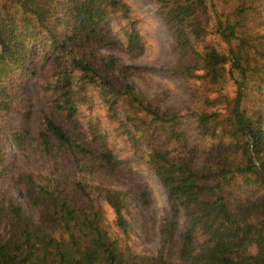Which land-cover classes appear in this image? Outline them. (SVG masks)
Returning a JSON list of instances; mask_svg holds the SVG:
<instances>
[{
	"label": "trees",
	"instance_id": "trees-1",
	"mask_svg": "<svg viewBox=\"0 0 264 264\" xmlns=\"http://www.w3.org/2000/svg\"><path fill=\"white\" fill-rule=\"evenodd\" d=\"M148 1L173 35L180 60L172 72L208 93L196 95L192 113L205 143L200 164L191 155H172L171 146L188 139L180 110L148 99L134 82L136 67L103 51L119 46L104 27L115 14L130 18L125 0H0V110L13 102L3 82L21 70L35 73L38 50H44L40 66L50 71L44 85L50 105L66 124L77 121L96 89L107 117L166 190L169 208L160 220L158 251L139 254L127 242L141 212L129 190L104 182L123 164L108 133L90 122L81 138L44 112L36 136L14 133L20 151L30 147L50 167L39 179L33 173L17 179L41 219L17 199L15 185L0 188V264H264V0H238L233 9L216 12L227 50L205 45L203 52L198 43L208 35L207 0ZM124 33L128 58L143 56L137 22L129 20ZM194 57L201 67L188 63ZM234 73L237 90L229 98L223 89ZM10 171L0 146V178ZM148 196L140 195L144 205ZM101 201L115 213L118 236Z\"/></svg>",
	"mask_w": 264,
	"mask_h": 264
},
{
	"label": "rangeland",
	"instance_id": "rangeland-1",
	"mask_svg": "<svg viewBox=\"0 0 264 264\" xmlns=\"http://www.w3.org/2000/svg\"><path fill=\"white\" fill-rule=\"evenodd\" d=\"M125 1L130 4L132 9L130 18L122 19L118 14H115L112 16L109 25L104 27L119 41V46L112 50L103 49V51L115 53L122 58L125 64L136 67L133 76L134 82L148 99L156 101L162 109L175 107L180 110L183 120L188 123V139L186 143L183 140L175 142L171 146L172 155L175 159H178L180 155H191L195 163L200 164L204 152L203 144L205 143L194 130L195 123L192 113L196 107V95L200 97L208 93L206 90L203 92L200 84L194 80H188L180 74L172 72L180 58L175 50V41L171 31L157 12L158 6L148 0ZM237 2L238 0H230L229 3L228 0L227 2L224 0H207L210 7V21L207 26L208 35L202 42L198 43L200 52L204 51L205 45H214L220 50H227L217 33L215 13L222 10L229 11ZM64 13V8L58 10L59 15ZM129 20L137 22L146 44V52L139 58H128L125 53L126 35L124 28L128 26ZM259 29L256 28V30ZM43 52L38 50V53L35 54L38 59L37 64L33 65L35 73L21 70L3 82L4 85L9 86V94L11 93L13 102L8 108L0 110V146L6 163L11 166L8 177L6 175L0 178V188L6 184L16 186L20 173H33L39 179L49 173L50 170L49 165L30 147L26 146L25 152L17 148L14 133L20 131L25 133L27 137L28 135L36 136L44 112H48L59 123L66 124L63 115L53 110L50 105L51 96L44 89L50 71L47 67L42 68L40 66L44 59L42 57ZM191 62L197 63L199 67L202 65L201 60L197 57L188 60V63ZM152 67L156 69L154 70ZM237 78V73L228 74L226 77L223 93L229 98L235 96L237 90L235 80ZM211 95L214 96L213 93ZM247 106L252 108V102L249 101ZM90 122L98 124L108 133L112 147L118 157L123 160L118 173L114 177L104 179V182L117 189L129 190L136 202L138 211L142 214V216L140 214V221L132 224L127 242L139 254H155L160 247V220L169 208L166 190L142 158L133 154L129 143L116 128L118 123L107 117L105 104L96 89L89 92L88 102L80 109L77 121L66 124V128L74 135L77 134L78 137L86 138V128ZM96 180L99 181L100 179ZM26 190V185L22 183L21 186H16L13 192L27 210L33 213L37 220H40V208L32 209L33 205L26 196ZM144 191L149 195L150 203L148 205H144L140 200V195ZM258 192L257 189H254L252 195L255 196ZM33 193L36 195V191ZM100 207L110 230L118 236L113 209L104 201L100 202ZM44 217L47 222L53 221V216L46 211ZM169 255L174 258L176 256L175 249L171 250Z\"/></svg>",
	"mask_w": 264,
	"mask_h": 264
}]
</instances>
